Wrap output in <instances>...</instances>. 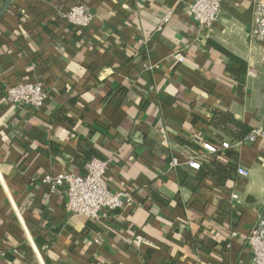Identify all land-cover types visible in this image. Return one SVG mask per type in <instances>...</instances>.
<instances>
[{
  "label": "crops",
  "instance_id": "obj_1",
  "mask_svg": "<svg viewBox=\"0 0 264 264\" xmlns=\"http://www.w3.org/2000/svg\"><path fill=\"white\" fill-rule=\"evenodd\" d=\"M193 1H12L0 20V264H252L247 239L264 214V139L247 140L264 127L257 0H225L209 33L190 17ZM79 3L95 17L87 30L64 17ZM37 80L44 108L8 102V87ZM214 111L249 134L233 141ZM224 142L232 148L218 152L235 155L227 187L169 169L173 158L215 161L203 144ZM92 158L111 161L110 189L131 197L100 220L70 215L66 187L42 183L84 174Z\"/></svg>",
  "mask_w": 264,
  "mask_h": 264
},
{
  "label": "built area",
  "instance_id": "obj_2",
  "mask_svg": "<svg viewBox=\"0 0 264 264\" xmlns=\"http://www.w3.org/2000/svg\"><path fill=\"white\" fill-rule=\"evenodd\" d=\"M225 0H194L191 4L189 15L200 32H211L222 14V7ZM65 20L80 30L89 29L94 22V15L85 4H76L67 13ZM171 13H168L157 31L169 21ZM251 36L257 41L264 42V0H257L253 12V25ZM172 57L184 62L181 53H173ZM156 66L145 65L146 70L155 69ZM6 98L13 105L28 107L32 112H38L45 107L49 101L50 94L44 87L42 81H22L6 89ZM264 139V127H259L251 132L247 140L255 142L257 139ZM203 148L209 154L217 153L220 148L229 150L232 145L224 142L221 146L203 144ZM198 156L189 157L185 163L178 158H173L169 169L174 170L185 165L193 170H200L201 163ZM109 160L99 158L90 159L85 165L84 174L63 173L58 175H45L42 183L48 186L51 192H57L66 187L67 201L66 211L72 216H81L91 220H100L107 213L121 209L126 202L131 201L127 193L113 192L108 184L106 175L110 168ZM237 173L247 178L249 172L243 167L237 169ZM236 193L232 194L233 200H238ZM251 251L252 264H264V236H261V227L254 226L247 239Z\"/></svg>",
  "mask_w": 264,
  "mask_h": 264
},
{
  "label": "trees",
  "instance_id": "obj_3",
  "mask_svg": "<svg viewBox=\"0 0 264 264\" xmlns=\"http://www.w3.org/2000/svg\"><path fill=\"white\" fill-rule=\"evenodd\" d=\"M232 72L235 73L234 70ZM212 125L221 130L226 136L233 141L243 140L249 133L245 125L223 112L214 111ZM235 156L230 153L217 152L215 154V161L205 159L204 157H197L201 163L199 175L208 178L209 181L218 186L227 187L228 178L227 172L230 169L229 158Z\"/></svg>",
  "mask_w": 264,
  "mask_h": 264
},
{
  "label": "water",
  "instance_id": "obj_4",
  "mask_svg": "<svg viewBox=\"0 0 264 264\" xmlns=\"http://www.w3.org/2000/svg\"><path fill=\"white\" fill-rule=\"evenodd\" d=\"M13 0H6L4 5L0 9V20L3 17V15L6 13V11L10 8V5L12 4ZM261 236H264V214L262 216V223H261Z\"/></svg>",
  "mask_w": 264,
  "mask_h": 264
}]
</instances>
